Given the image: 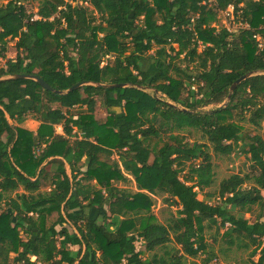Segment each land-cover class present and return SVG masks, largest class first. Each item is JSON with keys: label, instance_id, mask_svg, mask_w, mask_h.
Here are the masks:
<instances>
[{"label": "trees", "instance_id": "16d2710c", "mask_svg": "<svg viewBox=\"0 0 264 264\" xmlns=\"http://www.w3.org/2000/svg\"><path fill=\"white\" fill-rule=\"evenodd\" d=\"M27 1L0 0V60L9 42L17 50L0 77L37 76L60 92L127 87L59 95L31 79L0 82V264H186L210 253L205 222L264 264V0H31L37 13ZM230 8L237 26L218 28ZM249 73L226 108L204 110ZM95 101L105 120L71 114ZM237 121L262 135L244 137ZM56 126L63 134L48 133ZM191 131L207 143L187 140ZM210 148L240 150L256 171L223 180L216 205L195 190L215 183ZM125 173L137 193L115 185ZM157 195L178 207L167 224L151 213Z\"/></svg>", "mask_w": 264, "mask_h": 264}, {"label": "rangeland", "instance_id": "374dc122", "mask_svg": "<svg viewBox=\"0 0 264 264\" xmlns=\"http://www.w3.org/2000/svg\"><path fill=\"white\" fill-rule=\"evenodd\" d=\"M1 2L6 3L7 0H1ZM77 2L78 1L73 2V4H77ZM25 4L27 5L29 12L37 13L38 11L37 2H32L31 0H29L25 2ZM81 5H83L84 7H89L85 3H81ZM92 10L93 8L89 7V11H92ZM236 22L237 21H234L233 9L230 8V10L221 14L220 20L218 22V28L230 27V28L235 29V27L237 26ZM15 44H16V41L9 42L7 53H6V58L0 60V66L4 65L7 60L15 59L17 57V50L15 48ZM112 60H113L112 57L108 58L105 64L108 62H111ZM186 64L187 63L185 62L179 63V65L183 68L185 67ZM194 64L193 66H191L192 68L194 67ZM148 91L156 96L161 97V95L158 94L157 92H154L152 90H148ZM184 96H186V94H184ZM224 103L219 106H209L205 108L204 110L209 111V110H213L216 108H220L222 105H224ZM54 107H56V105H54ZM71 114L73 115L91 114L98 121H102L107 118V112L101 106V103L99 101H95V103L91 107L89 106L83 107V108L77 107L71 111ZM237 123L243 129L244 137L262 135L263 133L262 129L249 125L246 122L237 121ZM25 126L30 131L37 133L40 130L41 123L37 121L34 117H29L27 118L25 122ZM52 131L54 133L59 132V134H63V129L61 126H56L54 127L53 130L50 129L48 133ZM185 135L187 137V140H189L190 142L198 141L200 143H207L205 142V140L201 138L202 137L201 134L196 131L186 132ZM156 141L157 140H154V143ZM209 151L212 156V162L214 165L215 183L210 188H207L204 190H199V189H195V190L198 192V198L200 200L205 199L207 195L213 196V198L209 200L208 202L211 205H216L218 203H221V200L219 198V189H220V184L223 180L229 178L233 174L239 173L241 175H247V174L250 175V174L256 173V171L252 167L251 162L249 161L250 159L249 156L242 154L240 150H236V152H234L231 156H218L213 152L212 148H210ZM112 160L118 162L122 168V163L118 155L115 154ZM195 163L198 164L199 161ZM67 171L70 175L69 167H67ZM123 172H124V169H123ZM185 174H187V172L184 173V175ZM125 175L127 177V180L124 182H117L115 185L118 188L125 189L131 193H137L138 189H137L135 178L127 173H125ZM263 195H264V192H263ZM164 198L165 196L163 195L152 196L153 205L151 208V213L158 222L162 224H167L173 217L177 215L178 207L176 205L174 206L168 205L167 203H165ZM258 212L259 211L256 208H254L253 213L251 212L249 214H245L244 216L245 218L253 222ZM55 218L56 217L53 216L52 220H54ZM202 229L203 231L200 233V237H202L205 240V242L209 245L208 251L210 253L202 254L196 258H187L186 264H257L259 262V259H260L259 254H257V256H255L254 258H251L250 256L251 253L254 251L255 246L250 245V247L247 249L244 247H238L236 244L229 245L228 238L225 237L224 235V233L227 231V228L221 229L219 222L217 225H210V223L205 222L204 225L202 226ZM245 243H249V241L245 240ZM172 245L177 246V242L173 241ZM136 246L139 251L145 250L143 241L137 243ZM74 249L77 250V248H74ZM211 254L214 255L215 258L213 259L210 258ZM148 256L149 254H147L145 257H148ZM32 261H35V258H32Z\"/></svg>", "mask_w": 264, "mask_h": 264}, {"label": "water", "instance_id": "95a60500", "mask_svg": "<svg viewBox=\"0 0 264 264\" xmlns=\"http://www.w3.org/2000/svg\"><path fill=\"white\" fill-rule=\"evenodd\" d=\"M253 74L249 73L247 75H244L243 77H241L238 81H236L234 83V85L230 88V95L227 98L226 102L224 103V105H222L220 108H226L229 105L230 99H231V95L234 92V90L236 89V87L238 85H240L243 81L247 80L248 78L252 77ZM17 79H31L36 81L37 83H39L44 89L49 90L51 92H54L56 94L59 95H66L74 90H77L79 88H81L84 85H89V86H94V87H98V88H124L127 87V85H108V84H100V83H91V82H82L79 84H76L75 86H73L72 88H70L69 90L65 91V92H60V91H56L54 89H52L46 82H44L41 78L37 77V76H32V75H12V76H5V77H0V82L3 81H10V80H17Z\"/></svg>", "mask_w": 264, "mask_h": 264}, {"label": "built area", "instance_id": "2783aa9c", "mask_svg": "<svg viewBox=\"0 0 264 264\" xmlns=\"http://www.w3.org/2000/svg\"><path fill=\"white\" fill-rule=\"evenodd\" d=\"M214 0H205L204 3L208 2V3H211L213 2ZM248 27V26H246ZM229 29H231L230 27H228ZM257 41L259 43V48L260 49H264V39H262L260 36H257Z\"/></svg>", "mask_w": 264, "mask_h": 264}, {"label": "crops", "instance_id": "0c3cea01", "mask_svg": "<svg viewBox=\"0 0 264 264\" xmlns=\"http://www.w3.org/2000/svg\"><path fill=\"white\" fill-rule=\"evenodd\" d=\"M229 10H230V9H229ZM57 134H59V132H58Z\"/></svg>", "mask_w": 264, "mask_h": 264}]
</instances>
